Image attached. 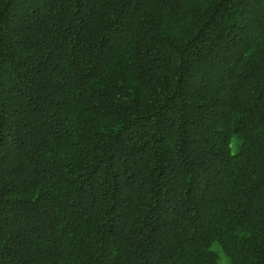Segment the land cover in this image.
Here are the masks:
<instances>
[{
	"label": "trees",
	"instance_id": "trees-1",
	"mask_svg": "<svg viewBox=\"0 0 264 264\" xmlns=\"http://www.w3.org/2000/svg\"><path fill=\"white\" fill-rule=\"evenodd\" d=\"M264 264V0H0V264Z\"/></svg>",
	"mask_w": 264,
	"mask_h": 264
},
{
	"label": "rangeland",
	"instance_id": "rangeland-1",
	"mask_svg": "<svg viewBox=\"0 0 264 264\" xmlns=\"http://www.w3.org/2000/svg\"><path fill=\"white\" fill-rule=\"evenodd\" d=\"M221 264H227L225 258L223 257V255H221Z\"/></svg>",
	"mask_w": 264,
	"mask_h": 264
}]
</instances>
